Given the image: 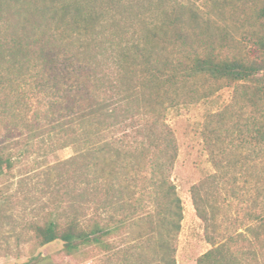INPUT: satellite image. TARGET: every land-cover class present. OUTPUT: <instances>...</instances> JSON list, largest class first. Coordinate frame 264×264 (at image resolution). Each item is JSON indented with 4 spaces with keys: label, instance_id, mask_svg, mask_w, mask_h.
Wrapping results in <instances>:
<instances>
[{
    "label": "trees",
    "instance_id": "trees-1",
    "mask_svg": "<svg viewBox=\"0 0 264 264\" xmlns=\"http://www.w3.org/2000/svg\"><path fill=\"white\" fill-rule=\"evenodd\" d=\"M250 1L254 59L224 55L210 20L178 0L5 1L0 180L16 163L8 142L22 132L21 155L53 146L74 152L57 168L70 188L67 210L59 205L31 225L39 248L59 242L67 256L110 252L118 239L127 244L123 264H176L183 208L172 181L178 146L168 110L209 95L196 97L199 82L242 87L252 111L233 117L231 132L264 150V0ZM207 180L191 190L212 245L196 264H264V202L243 211L256 223L249 236L238 225L217 237L202 195ZM39 261L48 259L25 264Z\"/></svg>",
    "mask_w": 264,
    "mask_h": 264
},
{
    "label": "rangeland",
    "instance_id": "rangeland-1",
    "mask_svg": "<svg viewBox=\"0 0 264 264\" xmlns=\"http://www.w3.org/2000/svg\"><path fill=\"white\" fill-rule=\"evenodd\" d=\"M5 1L0 0V28ZM178 1L192 7L202 19L210 20L224 55L253 59L260 56L251 42L257 27L251 21L250 0ZM222 85L199 82L196 97L206 92L209 95L176 105L167 112V123L178 146L172 181L183 208L176 264H196V259L212 248L193 207L191 190L195 185L208 179L202 195L207 209L215 213L217 237L232 232L238 225V232L248 235V229L256 223L249 221L243 211L256 202H264V150L240 142L238 134L231 132L233 117L241 115L243 119L252 111L245 105L248 93L242 87ZM219 114L230 133L220 128ZM23 135L8 142L16 163L11 173L0 180V264H25L38 255L48 259L39 264H123L127 244L118 239L112 241L114 248L110 252L90 248L73 256L62 253L59 242L40 248L36 245L31 225L43 222L59 205L67 210L66 190L70 188L60 181L57 168L74 152L71 147L53 146L21 155L15 146L17 141H23Z\"/></svg>",
    "mask_w": 264,
    "mask_h": 264
}]
</instances>
